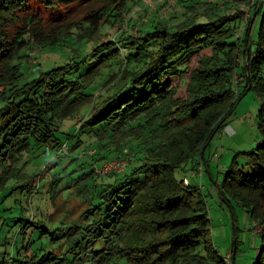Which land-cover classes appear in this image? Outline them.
I'll return each instance as SVG.
<instances>
[{
    "label": "trees",
    "instance_id": "16d2710c",
    "mask_svg": "<svg viewBox=\"0 0 264 264\" xmlns=\"http://www.w3.org/2000/svg\"><path fill=\"white\" fill-rule=\"evenodd\" d=\"M99 1L0 0V190L46 189L52 203L63 190L85 204L42 228L51 249L28 254L22 241L15 255L12 245L11 264H227L204 190L182 172L192 163L213 177L209 143L248 90L260 99L261 142L248 153L252 171L234 160L219 190L260 224L252 264H264V2L246 19L228 9L248 0H175L182 19L173 24L156 16L143 24L137 9L120 37L124 54L119 40L99 37L128 0ZM33 2L87 11L61 34L66 18L46 19ZM45 51L62 60L40 70ZM49 155L39 173L36 160ZM114 158L125 159L123 171L97 172ZM41 227L34 215L19 234Z\"/></svg>",
    "mask_w": 264,
    "mask_h": 264
},
{
    "label": "rangeland",
    "instance_id": "374dc122",
    "mask_svg": "<svg viewBox=\"0 0 264 264\" xmlns=\"http://www.w3.org/2000/svg\"><path fill=\"white\" fill-rule=\"evenodd\" d=\"M110 0H100L99 4L105 5ZM158 0H128L126 7L123 11V17L119 18L118 21L112 25H106L101 31L99 38L106 40L112 39L113 41L119 40L122 51L125 54L126 48L123 46V41L120 42L121 36L130 27V16L135 13L139 7L142 11L139 16V20L143 24L151 19L152 17H161L168 23H177L182 19L179 6L174 2L169 4L167 2L157 3ZM222 1V0H219ZM181 2V1H180ZM97 5L98 2L96 1ZM153 3V7L150 6ZM96 5V4H95ZM148 5V6H147ZM147 6V7H146ZM260 6V5H259ZM81 7V6H80ZM79 6L73 7L69 10L61 8L57 11H51L44 7L41 3L33 2L34 9H40L42 15L46 19H53L60 17L61 19L67 20L66 25L59 31L64 34L68 25L77 23L79 18L87 11L80 8ZM231 7V6H230ZM240 8L241 10H249L250 6L247 4H237L228 9V11H235ZM261 13L258 15L254 33L256 32L258 22L260 20ZM68 18V19H67ZM242 32L245 21H241ZM132 34L130 31L128 32ZM135 33L133 35H138ZM42 50H40L41 52ZM43 52V51H42ZM41 52V53H42ZM38 56L41 54L38 53ZM122 55V54H121ZM62 56L59 53L53 51H45L40 57V70H48L53 66L54 62H61ZM28 64L35 63L36 59L23 60ZM37 67V66H36ZM36 68L33 69V73L30 75L37 74ZM107 74V72H106ZM24 79L22 80V82ZM100 91L97 90L96 93ZM260 99L256 93L252 90H248L239 100L236 105L233 114L229 117L224 126L213 136L206 151V156L212 173L209 174L204 168L203 175H199L197 170L192 169V163L186 165V169L182 172V176H186L192 184H197L203 191L208 204L209 216L212 223V238L218 251L223 255L227 264H252L257 256L260 248V237L259 232L261 226L259 223H255L248 217L247 211L234 202L231 206L228 205L220 198V190L224 172L236 160L237 164L243 166L246 172H251V163L248 153L254 151L259 143L261 142L260 131L258 128V111L260 107ZM70 151V150H69ZM76 152L73 151L72 154ZM49 156H42L36 160L37 171L42 172ZM76 162H72L74 165ZM203 165V164H202ZM201 165V166H202ZM200 166V168H201ZM203 167V166H202ZM201 173V170H200ZM43 176V174H42ZM45 176V174H44ZM46 189L40 188L39 193L32 194H20L14 192L9 195V190H0V253L13 252L17 255V248L22 245V241L27 244L31 242L30 248L27 250L28 254L31 251L44 246L49 249L52 248V244L47 238H39L38 235L42 228H51L53 226L62 225L64 213H66L68 220L76 218L80 215L85 204L75 195L66 196L64 191L61 190L56 196L52 203V197L50 193L43 192ZM55 205V207L53 206ZM71 211L68 215L67 212ZM36 215V221L41 228H28L25 230V234H19L21 224L28 221ZM19 218L22 220L18 221Z\"/></svg>",
    "mask_w": 264,
    "mask_h": 264
},
{
    "label": "built area",
    "instance_id": "2783aa9c",
    "mask_svg": "<svg viewBox=\"0 0 264 264\" xmlns=\"http://www.w3.org/2000/svg\"><path fill=\"white\" fill-rule=\"evenodd\" d=\"M159 2H167V3H174L175 0H158ZM250 2V9L253 5L257 3H263L264 0H248ZM150 6L153 7V3H150ZM250 9L245 10L246 11V19L250 16ZM139 10H142V8H139ZM237 36H242V32L238 31ZM30 54H36V50L31 51ZM65 147V145H64ZM91 154L94 153L93 150L89 151ZM126 167V161L123 158H114L111 159L103 164L102 167L97 168V172L99 174H105L110 171H118L121 172ZM13 261V252L10 253H0V264H11ZM231 264H235L234 262Z\"/></svg>",
    "mask_w": 264,
    "mask_h": 264
},
{
    "label": "crops",
    "instance_id": "0c3cea01",
    "mask_svg": "<svg viewBox=\"0 0 264 264\" xmlns=\"http://www.w3.org/2000/svg\"><path fill=\"white\" fill-rule=\"evenodd\" d=\"M206 170H207V172L210 174V172H209V170H208V168L206 167Z\"/></svg>",
    "mask_w": 264,
    "mask_h": 264
},
{
    "label": "water",
    "instance_id": "95a60500",
    "mask_svg": "<svg viewBox=\"0 0 264 264\" xmlns=\"http://www.w3.org/2000/svg\"><path fill=\"white\" fill-rule=\"evenodd\" d=\"M233 262H234V257H233Z\"/></svg>",
    "mask_w": 264,
    "mask_h": 264
}]
</instances>
